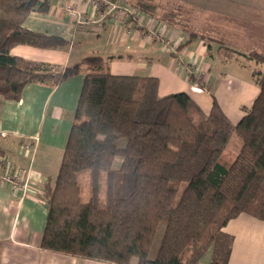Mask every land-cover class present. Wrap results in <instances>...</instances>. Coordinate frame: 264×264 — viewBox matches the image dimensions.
Returning <instances> with one entry per match:
<instances>
[{
    "label": "trees",
    "instance_id": "obj_1",
    "mask_svg": "<svg viewBox=\"0 0 264 264\" xmlns=\"http://www.w3.org/2000/svg\"><path fill=\"white\" fill-rule=\"evenodd\" d=\"M135 1L146 18L186 34L178 49L209 39L188 32L157 4ZM34 10L48 12L49 3L0 0V97L18 100L27 84L53 86L83 74L58 171L43 186L48 213L40 247L112 264H198L210 248L208 264H227L228 221L242 213L264 220V55L244 54L263 68L252 71L258 93L233 123L215 100L205 113L187 92L160 95L154 76L111 73L110 56L87 55L59 71L11 54L16 44L68 43L26 28ZM233 135L240 140L236 154L227 149ZM85 170L92 192L82 202L78 174ZM101 170L107 171L104 207L97 201Z\"/></svg>",
    "mask_w": 264,
    "mask_h": 264
},
{
    "label": "crops",
    "instance_id": "obj_2",
    "mask_svg": "<svg viewBox=\"0 0 264 264\" xmlns=\"http://www.w3.org/2000/svg\"><path fill=\"white\" fill-rule=\"evenodd\" d=\"M66 1L47 0L48 12L32 11L24 22V26L30 30L65 38L68 40L66 45L39 48L16 44L9 52L26 59L53 64L61 71L87 56L85 51L78 53L75 62L70 63L73 38L80 29L79 33L84 40L91 38L87 32L97 35L95 45H99L96 50H102V56L120 61L109 64L111 73L154 76L159 81L160 95L187 92L205 113L210 110L214 100L219 105L217 98L220 96L219 102L232 105L240 113L241 107L250 106L258 93L257 88H250L255 87L254 82L249 85L238 77L224 76L221 71L210 70L199 51L201 48L203 53L205 46V51L210 52L211 46L206 42L199 41L195 46L196 38L178 49V43L185 40L186 34L183 31L170 28L160 21L155 24V19L145 17L143 21L148 20L150 28H158L165 37L164 43L154 38L150 41L151 38L147 40L145 34L140 37L142 31L127 24L129 18L125 14L116 16L111 13L100 19L91 2L69 0L81 11L84 10L89 18L83 25L77 26L62 11ZM142 27L146 30L144 24ZM166 34L169 36L166 37ZM87 45L88 48L92 47L91 44ZM168 46L175 47L177 56L173 55L166 62L158 64L143 60L146 52L158 55L167 50ZM148 68L150 71H147ZM195 69H204L201 76L205 84H197L200 71L195 73ZM161 72L169 76L165 83L160 81ZM82 81L83 74H78L53 86L30 83L24 86L18 100L0 97V149L3 151V156H0V264H112L40 247L48 213L42 197L44 182L58 171ZM210 84H214V89H211ZM172 86L180 89L176 90ZM236 96L248 100L249 105L240 106L242 100L234 98ZM24 145L29 146L28 151ZM14 176L21 177L18 187L22 185L23 192L14 188ZM223 229L232 236L227 264H264V220L242 213L229 220Z\"/></svg>",
    "mask_w": 264,
    "mask_h": 264
},
{
    "label": "rangeland",
    "instance_id": "obj_3",
    "mask_svg": "<svg viewBox=\"0 0 264 264\" xmlns=\"http://www.w3.org/2000/svg\"><path fill=\"white\" fill-rule=\"evenodd\" d=\"M87 1L88 3L93 2L90 0ZM66 2L70 3L71 1L67 0ZM149 2L155 5L157 4L162 14L164 13L168 14L170 12L171 15L175 14V18L173 19L177 20V22L179 20V22L184 24L185 27L187 26L188 32L195 31L199 33V35L209 38L205 40L202 39L200 40V38H197L196 40L197 43L195 42L194 44H196L195 46H197L199 41H203L211 46L210 52L205 51V46L203 47L204 48L203 53H201L202 51L201 48L199 50L202 60H205L210 70L214 72L221 71L224 73V76L231 75L234 77H238L241 80L243 79V82L249 85L253 83L252 71L257 70L258 68L262 69L263 64L257 63L255 60L250 59L249 57H247V55L244 54H248V52L255 51L264 55V0H149ZM109 3H111V1ZM135 3H136L135 0H131L130 5H125L122 2H118V4L112 2L111 4L119 6L121 13H124L126 12L127 9L135 10L136 8L133 7L132 5ZM73 6H74V2H73ZM105 7L108 6L101 7L100 10L97 11L98 16H100L99 15L100 12H102ZM62 11L67 15L66 10L64 9V4L62 6ZM115 11L116 9L108 13L106 16H108L111 13H114ZM136 11L139 14V19L137 21H130L129 18L127 24L129 26H132L139 32L142 31L140 37L144 36L145 34L147 40L150 37L151 38L150 41H152V38H154L156 41L160 43L163 41L164 43L165 37L163 38L158 28L151 29L150 28L151 24H148L149 21L148 20L147 22L143 21L145 19V16L141 14V12L138 9H136ZM84 15L87 16L86 13ZM151 19L153 18H149V20ZM156 21L158 20H154L155 24ZM161 23L164 25L166 24L163 22ZM143 24L146 30H144V28L142 27ZM80 25L83 24L80 23L77 26ZM168 26L170 28L172 27L170 25ZM175 29L179 30L178 28ZM79 31L80 29L74 35L73 38L74 48L72 49L70 47L71 48L70 50H72L70 63L75 62L76 54L78 53L81 54L84 51L85 53H87L85 55L103 53L102 50H96L99 45V44L95 45L97 43L96 34L87 32L86 34L91 38H87L86 40H84V38L79 33ZM168 36L169 35L166 34V37ZM185 40H186V35H185ZM174 41L175 40H173V43H175ZM166 42L168 41L166 40ZM87 44H91L92 47L88 48ZM200 44H202V42H200ZM100 45H103V43H100ZM225 45L232 48L233 51L230 52L226 47H224ZM176 53L177 52L175 47L168 46L167 50H165L162 53H159L158 55H154L151 54L150 52H146V55H144L143 60L149 61L150 63L153 62V64L164 63L166 62L167 59H170L173 55L177 56ZM229 54L231 56H229ZM148 55H151V57ZM139 56L141 58V55ZM126 58L127 57H125L124 59ZM137 58L138 56H136V59ZM212 58L214 59L212 60ZM117 61L120 62L118 59L115 61L109 60V64L111 63V65H113L114 62ZM123 71H129V70H123ZM147 71H150V68H148ZM203 71L204 69H202V71L201 69H195L194 71L195 73L198 72L200 74V76L198 75L196 79L199 81L197 83L199 85H202V83L205 84V80L201 76V72ZM152 75L159 76V74H152ZM165 75H166L165 72L160 73V77H161L160 81H163V83H165V81H167L169 78V76H165ZM250 77L252 78V81H250ZM254 86L255 87H250V88L252 89L257 88L258 90L257 85L254 84ZM210 87L211 89H214V84H210ZM175 89L178 90L180 88H175ZM220 98L221 96L217 98V101L219 105L222 107V109L225 111V114L230 118V120L233 123L237 122L240 119V117L243 115L242 107H241V112L238 113L237 111L234 110L232 105L219 102ZM234 98L242 100L240 106L243 104L249 105V102H247L248 100H245L240 96H236ZM118 144L123 145L124 140L120 139L118 141ZM239 148H240V140L237 137V135H233L230 138V141L227 145V149L229 153L236 154ZM119 162H120V158L118 157L115 159L113 167L116 168L119 165ZM106 177H107V171L101 170L98 172L97 201L99 207H104L106 205ZM78 181L81 189V193H80L81 201L82 202L88 201L92 192L89 170L81 171L78 174ZM210 255H211V250L209 248L206 251L205 255L202 257L200 264H207L210 260Z\"/></svg>",
    "mask_w": 264,
    "mask_h": 264
},
{
    "label": "built area",
    "instance_id": "obj_4",
    "mask_svg": "<svg viewBox=\"0 0 264 264\" xmlns=\"http://www.w3.org/2000/svg\"><path fill=\"white\" fill-rule=\"evenodd\" d=\"M93 1L91 2L94 6V8L99 11L101 7L104 6H108L105 7L104 10L102 12H100V19L105 17L108 13L112 12L114 9H116V11L114 12L116 14V16H120L122 14H125L128 18H130V21H137L139 19V14L137 13L136 9L135 10H130L127 9L126 12L121 13V10L119 9V6H116L114 4L109 3V0H90ZM109 1V2H107ZM64 9L67 12V16L69 17L70 20L74 21V23L76 24H82L87 22V20H89V18H87L84 14V10H80L75 4L73 6L72 2H66L64 3ZM121 13V14H120ZM88 16V15H87ZM161 34V33H160ZM202 74V72H201ZM24 149L26 151L29 150V146L28 145H24ZM14 188H19L22 190V192L24 191V189L22 188V185L20 187L19 183L22 181L20 176H14ZM25 184V182H23V185ZM43 192V191H42Z\"/></svg>",
    "mask_w": 264,
    "mask_h": 264
}]
</instances>
